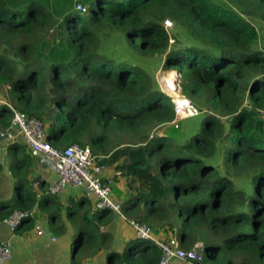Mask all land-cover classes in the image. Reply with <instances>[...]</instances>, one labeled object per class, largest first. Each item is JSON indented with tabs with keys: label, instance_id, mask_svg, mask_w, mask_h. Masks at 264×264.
Here are the masks:
<instances>
[{
	"label": "trees",
	"instance_id": "16d2710c",
	"mask_svg": "<svg viewBox=\"0 0 264 264\" xmlns=\"http://www.w3.org/2000/svg\"><path fill=\"white\" fill-rule=\"evenodd\" d=\"M231 1L116 0L105 7L108 0H98L97 10L58 22L47 0H0V91L9 86L3 99L45 123L53 146L88 144L109 154V165L126 157L116 169L127 181L128 215L151 227L152 221L160 223L167 232L174 230L178 215L180 246L192 249L202 241L206 264H264V49L252 22H264V0ZM167 18L186 26L190 37L209 49L170 48ZM103 28L120 31L130 47L139 42L142 53L165 55V68L182 75V94L198 109V103L207 107L201 130L174 145L171 154L158 142L167 135L151 136L174 120V102L144 69L99 52ZM221 117L230 120L225 147ZM11 126V109L0 103V132ZM126 136L136 142H126ZM8 153L14 159L16 200L0 203V222L15 210L26 212L14 230L23 234L36 226L35 207L43 209L53 194L47 182L33 189L28 176L35 159L29 149L13 143ZM84 202L89 201L69 204V217ZM111 212L97 209L91 219L82 216L75 264L89 243L100 250L108 246L112 234L100 228ZM162 255L156 243L135 237L122 251H111L107 261L160 264Z\"/></svg>",
	"mask_w": 264,
	"mask_h": 264
},
{
	"label": "crops",
	"instance_id": "0c3cea01",
	"mask_svg": "<svg viewBox=\"0 0 264 264\" xmlns=\"http://www.w3.org/2000/svg\"><path fill=\"white\" fill-rule=\"evenodd\" d=\"M47 1L52 5L53 3L58 4L62 0ZM77 2L87 4L85 0H76ZM0 97L5 99L2 93H0ZM10 131L12 137L0 140V203L14 204L16 200V176L12 171L14 159L8 153V147L13 143H19L25 146L27 151L29 148H27L23 137L15 129L10 128ZM21 156L22 153L18 152V157ZM33 157L35 161L28 178L33 182V189L38 191L40 189L39 181L50 184L56 180L57 174L46 164H43L38 157L34 155ZM123 163H126L125 157L114 164H108L105 173L107 176H117L113 186V195L124 205L127 200V181L116 169L117 165ZM51 197L52 201L45 204L43 209H40L39 206L35 207V223L42 225L46 231L45 234L39 235L36 228L18 234L5 223H0V243L9 242L13 247V257L7 264H75L73 262V246L76 241L77 230L81 224H85L83 220L86 213L90 219L93 217L96 197L86 189L76 186H68L61 195H51ZM81 199H86L89 202H84L78 206L73 218L69 217L68 205H73ZM128 216L137 217L136 214ZM161 227L155 228L157 236L166 238L169 235V237L178 239L174 234H168L163 226ZM100 230L111 232L110 244L108 242V246L100 250L94 244L96 242L89 243L80 251L77 258L75 257L77 264H108L107 258L111 251H122L127 241L137 237L129 222L115 212L108 214L105 225H101ZM53 237L57 239L53 240ZM183 262L186 261L176 260L174 264H183Z\"/></svg>",
	"mask_w": 264,
	"mask_h": 264
},
{
	"label": "built area",
	"instance_id": "2783aa9c",
	"mask_svg": "<svg viewBox=\"0 0 264 264\" xmlns=\"http://www.w3.org/2000/svg\"><path fill=\"white\" fill-rule=\"evenodd\" d=\"M75 8L82 13L90 11L89 6L83 2H77ZM164 25L168 29L169 26L173 25V22L171 19H166ZM172 101L175 104L176 117L171 122L163 123L157 128H165L164 126L168 125L178 128L182 120L198 114V108L193 103L194 106L191 105L188 100L182 106L175 103L174 100ZM0 103H6L11 109V128L23 137L31 153L56 172V180L48 186L49 193L61 195L68 186L82 187L95 195V210L109 209L115 212L129 222L137 237L156 243L163 251L160 264H174L176 260L186 261L189 264H205V244L202 241L198 242L192 249H184L180 246L178 239L174 237L161 238L157 236L149 224L126 215L123 203L113 195L115 179L105 173L108 167L106 159L109 154L95 152L88 144H72L64 148L53 146L47 139L46 126L41 119L29 117L4 99H0ZM262 117L264 119V110ZM157 128L154 132L155 135L160 133L157 132ZM160 131L162 132L160 134L165 135L163 130ZM2 134H8L9 137H12L10 130ZM26 216V212L15 210L3 223L14 231ZM35 228L39 235L46 233L40 223H36ZM56 239L53 237V240ZM12 257L13 247L11 243H0V264H7Z\"/></svg>",
	"mask_w": 264,
	"mask_h": 264
},
{
	"label": "rangeland",
	"instance_id": "374dc122",
	"mask_svg": "<svg viewBox=\"0 0 264 264\" xmlns=\"http://www.w3.org/2000/svg\"><path fill=\"white\" fill-rule=\"evenodd\" d=\"M115 1L116 0H108V2L105 4V7H109L110 4L114 3ZM225 1L230 4L233 3L231 0H225ZM85 2H87L90 10L98 9V0H85ZM75 5H76V0H62L58 4L53 3L52 5H50V8L52 12L54 13V17L58 20V22H61L63 18L69 14L80 13L79 11L76 10ZM167 19H171L173 22V25L168 27V30L171 35L170 48L171 47L172 48H185L188 45H195V46H198L204 49H209L206 45L202 44L200 40L198 42L195 38L190 37L189 30L186 26L176 25L175 21L172 18H167ZM252 22L259 29L260 39H261L260 48L264 49V22L254 19V18H252ZM99 37L101 39V46L98 50L101 54L102 53L106 54L107 56H109L110 58H113L116 61L125 60L133 65L141 67L142 69H144L147 73L151 75L156 86L160 90L165 92L168 96H170L171 99L175 101V103H178L179 100L185 99V100H188L191 103V105H193L191 100L186 95L182 94L181 77H180L179 71L168 70L165 68V65H164L165 55L158 54V53L156 54L142 53L140 52V49H139V42L135 44V47L128 46L127 42L122 37L121 32L118 30L110 31L106 28H103L99 32ZM172 72H176L177 74L176 81H177L178 86L174 90L170 89L166 85V82H165V79L168 76V73H172ZM8 88L9 86L6 87L3 85L1 87L2 92L0 91V93L6 92ZM0 99H3V97H0ZM197 105L199 106V109L197 110L198 114L187 117L186 119L182 120L178 128L174 127L173 125L164 126L165 128H161V127L157 128V132L162 133L160 130H163L165 135L168 136L167 138H164L163 140H158V142L160 141L165 142V148L167 149V152L169 151L170 154L171 152H173L174 145L178 146L180 144L181 145L185 144L188 141V139H190L193 135H195L201 130L203 120L207 115V112H206L207 107H205L203 103H198ZM221 119L223 123L226 124V136L224 138V142L222 143V145H224L225 147L229 145V142H228L229 137L227 135L230 130V120L227 117H221ZM160 133L159 135H162ZM159 135H153L151 136V138L153 139ZM123 140H125L126 142H136L135 139H132L129 136H126L125 139ZM151 143L153 145L157 144V140L152 141ZM125 144H128V143H125ZM155 154L156 152L153 153V156H154L153 172L157 175L159 174L160 168L156 164L158 157ZM174 154L176 153H172V155H168V156H173ZM125 161L127 162L126 157H125ZM240 182L243 185L246 182V178L243 177V178H240V180H237V185L239 187H241ZM176 217H177L176 218L177 220H176V223L174 224L175 225L174 230L167 232V233L174 234L176 237H179L181 234V219L178 215ZM152 225L154 226L153 230H155V228H162V227H159L162 224L157 223V222L153 223L152 221ZM199 239L205 241V239H202V238H199ZM184 263L187 264L186 262H183V264Z\"/></svg>",
	"mask_w": 264,
	"mask_h": 264
},
{
	"label": "bare ground",
	"instance_id": "6f19581e",
	"mask_svg": "<svg viewBox=\"0 0 264 264\" xmlns=\"http://www.w3.org/2000/svg\"><path fill=\"white\" fill-rule=\"evenodd\" d=\"M176 78H177V76L169 75L165 79L166 85L172 90L176 89L178 86ZM186 102H187V100L182 99V100H179L177 104L182 106V105H185Z\"/></svg>",
	"mask_w": 264,
	"mask_h": 264
},
{
	"label": "water",
	"instance_id": "95a60500",
	"mask_svg": "<svg viewBox=\"0 0 264 264\" xmlns=\"http://www.w3.org/2000/svg\"><path fill=\"white\" fill-rule=\"evenodd\" d=\"M182 75L180 74V77H181ZM9 136H8V134H2L1 132H0V140L1 139H6V138H8Z\"/></svg>",
	"mask_w": 264,
	"mask_h": 264
},
{
	"label": "clouds",
	"instance_id": "9594fccd",
	"mask_svg": "<svg viewBox=\"0 0 264 264\" xmlns=\"http://www.w3.org/2000/svg\"><path fill=\"white\" fill-rule=\"evenodd\" d=\"M176 71V70H175ZM180 73V72H179ZM181 74V73H180Z\"/></svg>",
	"mask_w": 264,
	"mask_h": 264
}]
</instances>
